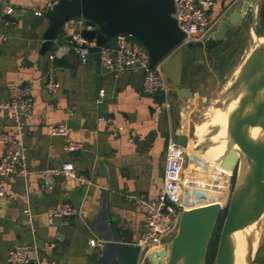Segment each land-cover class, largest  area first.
I'll use <instances>...</instances> for the list:
<instances>
[{
    "label": "crops",
    "instance_id": "crops-1",
    "mask_svg": "<svg viewBox=\"0 0 264 264\" xmlns=\"http://www.w3.org/2000/svg\"><path fill=\"white\" fill-rule=\"evenodd\" d=\"M53 1L0 0V9L4 4L12 7V12L6 15L12 22L0 23V31L5 35L0 41V101L6 98V82L10 80H30L32 95L31 116L25 121L23 134L28 172L0 176V185L13 191L10 197L0 196V264H8L5 250L13 243L35 245L41 264H93L88 255L94 250L100 254L98 243L103 233L111 231L110 223L136 239L143 221L136 199L155 196L163 185L168 122L160 106V96L140 91V70L113 75L99 65L96 71L92 58L86 64L79 63L72 52L62 57H53L49 50L39 53L40 33L46 19L42 12L33 11L44 10ZM231 1L214 0L208 7L212 26L221 6ZM63 39L65 35L59 32L52 44ZM243 41L241 50L233 49L226 57L218 58L211 70L199 60L192 62L184 58L180 72L183 85L191 88L192 83L206 81L224 85L221 76L228 78L237 67L248 38ZM231 54L236 59L231 70L222 71V64ZM48 69L57 81L52 92L45 88L42 78H37ZM98 88L104 92L100 102H96ZM171 94L170 87L168 99ZM183 102L177 96L170 100L173 128L175 120L182 125L190 120V110L185 111ZM58 120L67 123L66 135L49 134L48 126ZM10 127L7 112L0 109V130ZM66 139L80 143L78 154L70 157L62 150ZM1 151L0 143V154ZM64 159H71L76 170L87 175L90 183L80 184L71 177L58 175L52 187L45 188L38 171ZM103 197L106 218L102 212ZM64 200L74 205L75 214L47 220L43 212ZM26 203L32 214L31 226L22 212ZM89 238H94V245L88 243ZM258 243L264 244V230ZM167 244L145 247L137 264L143 263L147 254L159 257L158 253L166 250ZM29 252L33 255L32 250ZM103 252L110 255L112 246Z\"/></svg>",
    "mask_w": 264,
    "mask_h": 264
},
{
    "label": "water",
    "instance_id": "water-1",
    "mask_svg": "<svg viewBox=\"0 0 264 264\" xmlns=\"http://www.w3.org/2000/svg\"><path fill=\"white\" fill-rule=\"evenodd\" d=\"M263 1L232 0L221 6L217 21L205 37L185 44L180 43L183 33L171 15L172 0H54L42 12L46 23L40 33L39 53L49 50L59 32L71 41L67 20L80 16L84 26L79 34L89 42L83 45L89 50L98 71L99 48L105 43L116 47L117 32H128L143 46L149 67L159 62L172 90L169 99L174 96L182 99L185 111L191 109L189 101L194 91L180 80L183 59L199 60L211 70L217 65L218 58L232 52L231 42L236 37L246 39L250 32L254 35L252 46L231 75L228 78L221 76L225 87L216 102L226 114V127L218 167L190 193L185 187L175 233L166 250L158 253L159 257L146 255L150 264H204L207 242L232 175L233 184L211 264H231V247L240 232L244 234L245 263L252 264L264 257V244L258 243L264 230V34L260 35L256 28ZM260 36L262 40L255 39ZM222 67L223 64L221 70ZM98 76L97 73L95 79ZM174 126V141L180 146H188L190 137L193 139L192 150L204 152L212 142L214 130L197 139L192 129L186 135L183 125L176 120ZM252 145L255 146V158L250 161L248 154ZM78 153L79 150L74 149L68 155ZM190 156L189 153L185 156L183 165L188 163ZM104 208L103 197L102 212L106 218ZM199 213L204 217L201 232L198 229ZM110 226L111 231L103 233L98 243L100 254L91 251L87 259L93 264H137L139 249L130 232L118 231L112 223ZM107 246H112V252L105 256L103 251Z\"/></svg>",
    "mask_w": 264,
    "mask_h": 264
},
{
    "label": "built area",
    "instance_id": "built-area-1",
    "mask_svg": "<svg viewBox=\"0 0 264 264\" xmlns=\"http://www.w3.org/2000/svg\"><path fill=\"white\" fill-rule=\"evenodd\" d=\"M214 0H172V12L178 28L183 36L181 44L200 40L211 30L212 21L210 20L207 9L213 4ZM48 7V6H47ZM46 7H44L45 9ZM12 12V7L2 5L0 9V23L9 24L12 22L6 15ZM43 10L35 9L34 14H41ZM70 27L71 41H62L51 44L49 51L53 57H62L66 53H74L79 63L86 64L90 61V52L83 43L86 42L79 34V30L84 26V19L80 16L72 17L67 20ZM116 47L103 44L98 50V64L105 71L118 75L123 71L140 70L142 74L140 91L144 94H158L160 96V106L168 122L167 144L165 150V163L163 167V185L160 191L153 197H138L137 205L143 212V221L140 232L133 241L138 246V254L145 247L168 243L171 236L175 233L178 216L183 208L184 189L182 182L184 175L183 160L188 153L186 147L178 145L174 141L173 127L171 126L170 109L171 103L168 99L170 84L164 76L159 62L149 67L147 65V54L144 48L133 41V36L125 31H119L115 35ZM5 38L0 31V41ZM55 39V38H54ZM45 88L54 91L57 88V81L52 70L48 69L42 76ZM30 80H10L6 82V98L0 101V109L7 112L11 127L8 130H0V143L2 151L0 154V176L9 174L25 175L26 152L23 143L24 124L26 119L31 116L30 108L32 105V95ZM96 102H100L104 95L103 89L96 90ZM170 122V125H169ZM68 125L64 120L52 122L48 126L51 135H66ZM80 143L72 139H66L62 143V150L69 152L78 149ZM43 186L47 189L52 187L53 180L58 175H64L75 179L80 184L90 183V179L82 172L76 170L71 159H64L57 165L46 166L38 171ZM13 191L9 187L0 185V196H12ZM27 223L31 226L32 214L26 203L22 208ZM74 205L64 200L53 208L44 211L47 220L57 217H64L75 214ZM169 237V239L167 238ZM88 243L94 245V238H89ZM32 250L33 255L30 254ZM36 246L13 243L5 250V261L8 264H41L40 258L36 253ZM264 264V257L258 261Z\"/></svg>",
    "mask_w": 264,
    "mask_h": 264
},
{
    "label": "rangeland",
    "instance_id": "rangeland-1",
    "mask_svg": "<svg viewBox=\"0 0 264 264\" xmlns=\"http://www.w3.org/2000/svg\"><path fill=\"white\" fill-rule=\"evenodd\" d=\"M256 28H257V31L260 35L264 34V25H262L260 22L256 26ZM250 35H251V38L248 37L245 52L242 53L241 57L238 58V62L242 60L245 53L248 51V49L253 44V42H252L253 33L250 32ZM133 41L136 42V44L142 46L134 37H133ZM224 87H225V84L220 85L217 83H207V82H204V83L201 82L198 84L192 83L191 88H192V90H194V96L192 97L191 102H192V106L194 108H191L190 111L188 112L190 120L188 122L185 121V125H183L185 133H188V131L192 129L194 137H197V139H202V137L204 136V134H202V133L205 131L207 124H209L208 122H210L211 120H214V119L223 118L224 113H223V111L217 110L219 107L217 105L216 100H218V97L220 98ZM202 114H203V116H202ZM209 128L207 129V133L210 131L212 132L214 130L213 127H209ZM200 136H202V137H200ZM192 140L193 139H191V138L188 139V146L186 147L188 149L187 151H188L189 155L191 154V156L189 157L188 163L183 165L184 175L182 178V182H183L185 187H186V173L189 170V168L191 167V164L193 163L196 154L199 152L198 150H192V147H191L192 146L191 145ZM232 184H233V175L229 179V183H228L226 192L223 196V199H222V202L220 204L216 219L214 221V225H215V222H217L214 234L212 235V231L214 228V225H213L212 231H211L210 236H209V239H210V237L212 235V238H211V242L213 244V249L211 251L212 257L207 256V262H205L206 261V250H205L204 264L205 263L211 264L212 258L214 256V252H215L216 244H217V240H218V235H219L221 223L223 220V216L225 214L226 205H227V202H228V199L230 196ZM186 191H187V187H186ZM167 238L169 239V237H167ZM209 239H208V242H209ZM208 242H207V245H208ZM206 249H207V246H206ZM138 257H140V253H139ZM142 261H143V264H150L149 263L150 261L146 260L145 257L143 258ZM257 263H258V261H254L252 264H257Z\"/></svg>",
    "mask_w": 264,
    "mask_h": 264
},
{
    "label": "bare ground",
    "instance_id": "bare-ground-1",
    "mask_svg": "<svg viewBox=\"0 0 264 264\" xmlns=\"http://www.w3.org/2000/svg\"><path fill=\"white\" fill-rule=\"evenodd\" d=\"M255 39L262 40V37L261 36L258 38L255 37ZM217 110L220 109L218 108ZM223 113H224L223 118L214 119L208 122L209 124H207L205 131L202 133L205 135L209 127H213L214 129V133L211 136L212 139L211 144L204 150V152L199 151L196 154L195 159L191 164V167L186 173L187 193H190L196 187H198L202 182H204L211 175L212 171L218 167L217 162L224 149V141H225L226 114L225 112ZM253 146L254 145H252V147L250 148L248 154L250 161H253L255 158V149H254L255 146L254 147ZM210 194L211 196H214L212 192H210ZM197 219H198V229L201 232L204 222L203 214L199 213ZM243 235L244 234L242 232L238 233L235 242L232 244L231 252H230L231 264H246L244 261L245 243L243 241Z\"/></svg>",
    "mask_w": 264,
    "mask_h": 264
},
{
    "label": "flooded vegetation",
    "instance_id": "flooded-vegetation-1",
    "mask_svg": "<svg viewBox=\"0 0 264 264\" xmlns=\"http://www.w3.org/2000/svg\"><path fill=\"white\" fill-rule=\"evenodd\" d=\"M243 40H244V38H242V37H236V39L233 42H231V45H232L231 49H240L241 50L242 49V43L244 42ZM239 57H241V55ZM235 60L236 59H235V56H233V54L228 56V58L223 63L222 70L225 71V72L231 70V67L234 64Z\"/></svg>",
    "mask_w": 264,
    "mask_h": 264
},
{
    "label": "trees",
    "instance_id": "trees-1",
    "mask_svg": "<svg viewBox=\"0 0 264 264\" xmlns=\"http://www.w3.org/2000/svg\"><path fill=\"white\" fill-rule=\"evenodd\" d=\"M260 23L262 25H264V1H263V4H262V7H261V11H260ZM216 224H217V222H215V225H214V228H213V231H212V235L214 234ZM212 235H211V237L209 239V242H208V245H207V249H206V261L205 262H207V256H211L212 257V254H211V251L213 249V244L211 242Z\"/></svg>",
    "mask_w": 264,
    "mask_h": 264
}]
</instances>
